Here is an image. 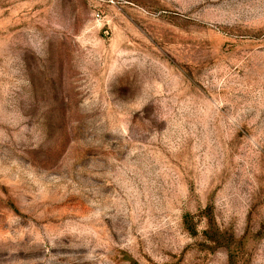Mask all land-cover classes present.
<instances>
[{
	"label": "rangeland",
	"instance_id": "1",
	"mask_svg": "<svg viewBox=\"0 0 264 264\" xmlns=\"http://www.w3.org/2000/svg\"><path fill=\"white\" fill-rule=\"evenodd\" d=\"M0 264H264V0H0Z\"/></svg>",
	"mask_w": 264,
	"mask_h": 264
},
{
	"label": "trees",
	"instance_id": "2",
	"mask_svg": "<svg viewBox=\"0 0 264 264\" xmlns=\"http://www.w3.org/2000/svg\"><path fill=\"white\" fill-rule=\"evenodd\" d=\"M207 219H208V221H209V224H211L212 223V217L210 216V215H207ZM185 223H186V221H185ZM190 230V229H189ZM207 233V232H206Z\"/></svg>",
	"mask_w": 264,
	"mask_h": 264
}]
</instances>
